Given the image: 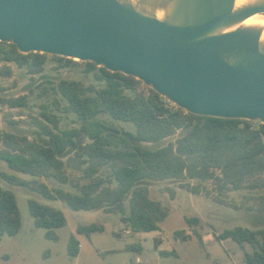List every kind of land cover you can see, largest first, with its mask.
I'll return each instance as SVG.
<instances>
[{"label":"trees","instance_id":"16d2710c","mask_svg":"<svg viewBox=\"0 0 264 264\" xmlns=\"http://www.w3.org/2000/svg\"><path fill=\"white\" fill-rule=\"evenodd\" d=\"M49 56L19 53L13 44L0 41V77L12 75L9 64L29 76L41 75ZM51 60L59 67L77 63L59 56ZM83 64V74L90 76L87 84L43 75L42 81L26 85V93L0 97V105L18 109V115L23 109L36 111L29 115L30 137L0 129V161L29 177L0 172L7 185L58 200L74 211L117 213L131 233L157 230L169 213L167 206L148 197L151 182L177 181L179 188L218 204L225 202L223 192L264 189V124L193 115L130 76ZM127 123L133 130L122 126ZM257 199V210L264 212V193ZM27 208L34 226L55 240L54 229L65 224L62 212L32 197ZM19 226L15 196L0 184V237L14 236ZM102 229L95 223L80 224L76 232L88 236ZM173 235L181 236V231ZM217 238L249 244L252 252L244 253L243 264H264V229L237 226ZM127 249L140 252L141 246ZM77 251L78 243L70 236L67 254Z\"/></svg>","mask_w":264,"mask_h":264},{"label":"water","instance_id":"95a60500","mask_svg":"<svg viewBox=\"0 0 264 264\" xmlns=\"http://www.w3.org/2000/svg\"><path fill=\"white\" fill-rule=\"evenodd\" d=\"M264 0H0V41L92 62L183 111L264 124Z\"/></svg>","mask_w":264,"mask_h":264},{"label":"rangeland","instance_id":"374dc122","mask_svg":"<svg viewBox=\"0 0 264 264\" xmlns=\"http://www.w3.org/2000/svg\"><path fill=\"white\" fill-rule=\"evenodd\" d=\"M258 15L264 19V14ZM9 66L12 75L0 77V97H16L26 93V85L42 81L40 77L43 75L52 81L65 78L81 80L86 84L90 82V76L83 74V62L59 67L51 60V55L41 75L29 76L12 64ZM18 111L0 105V129L30 137L33 128L28 125L31 121L29 115L36 114L35 108L20 110L23 111L21 115H18ZM7 119L19 122L9 124ZM127 124L122 126L133 130V126ZM0 172L29 178L10 171L3 161H0ZM42 181L48 186H57L52 180ZM0 184L13 192L20 215L17 233L0 237V264H243L244 253H251V246L247 243L238 245L230 238L219 239L217 235L237 226L264 229V212L257 210V196L264 193V189L223 192L221 197L225 202L218 204L203 195L191 194L179 188L177 181L151 182L148 197L167 206L169 213L158 223L157 230L131 233L117 213H105L102 209L74 211L58 200L44 199L24 187L9 186L2 180ZM63 188L67 189L66 186ZM28 197L62 212L65 224L54 229L55 240L46 239L44 229L34 226L28 213ZM91 223L101 225L102 231L92 232L88 236L76 232L78 225ZM175 231H181V236L175 237ZM70 236L78 243L75 256L67 254ZM132 244H139L141 251L127 249ZM162 251L166 254H162Z\"/></svg>","mask_w":264,"mask_h":264},{"label":"bare ground","instance_id":"6f19581e","mask_svg":"<svg viewBox=\"0 0 264 264\" xmlns=\"http://www.w3.org/2000/svg\"><path fill=\"white\" fill-rule=\"evenodd\" d=\"M242 1V0H237V2ZM245 24H259L263 28V34H264V19L260 18L258 14H255L249 18H247L244 21Z\"/></svg>","mask_w":264,"mask_h":264},{"label":"built area","instance_id":"2783aa9c","mask_svg":"<svg viewBox=\"0 0 264 264\" xmlns=\"http://www.w3.org/2000/svg\"><path fill=\"white\" fill-rule=\"evenodd\" d=\"M124 232H127V230H124ZM136 261H138V259H136Z\"/></svg>","mask_w":264,"mask_h":264}]
</instances>
